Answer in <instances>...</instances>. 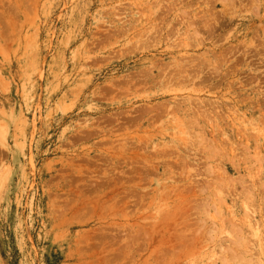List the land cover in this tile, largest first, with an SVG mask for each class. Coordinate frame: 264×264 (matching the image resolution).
<instances>
[{"label":"rangeland","instance_id":"obj_1","mask_svg":"<svg viewBox=\"0 0 264 264\" xmlns=\"http://www.w3.org/2000/svg\"><path fill=\"white\" fill-rule=\"evenodd\" d=\"M0 264H264V0H0Z\"/></svg>","mask_w":264,"mask_h":264}]
</instances>
